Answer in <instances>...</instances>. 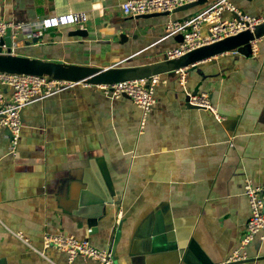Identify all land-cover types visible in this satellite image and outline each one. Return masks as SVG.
Wrapping results in <instances>:
<instances>
[{"label": "crops", "instance_id": "obj_1", "mask_svg": "<svg viewBox=\"0 0 264 264\" xmlns=\"http://www.w3.org/2000/svg\"><path fill=\"white\" fill-rule=\"evenodd\" d=\"M126 1L0 0L8 21L86 17L40 38L21 33L4 52L97 67L158 62L180 43L178 34L164 38L168 19L193 17L211 2L138 18L122 12ZM231 1L264 16V0ZM256 45L251 56L230 51L191 65L185 83L181 72L160 74L145 124L130 97L110 98L92 84L27 105L16 153L9 130L0 129V264H99L69 262L45 247V232L111 248L116 264H225L250 216L245 179L264 187V36ZM188 90L208 93L223 119L191 105ZM4 92L10 97V88ZM86 198H113L111 213L90 224ZM157 238L166 247L151 248ZM248 256L230 264H264V240L249 244Z\"/></svg>", "mask_w": 264, "mask_h": 264}, {"label": "built area", "instance_id": "obj_2", "mask_svg": "<svg viewBox=\"0 0 264 264\" xmlns=\"http://www.w3.org/2000/svg\"><path fill=\"white\" fill-rule=\"evenodd\" d=\"M197 0H127L121 5L125 15L137 16L152 13H173L177 8ZM227 13L228 16L223 14ZM86 19L82 13L69 12L62 15L48 16L34 22L8 21L0 9V49L7 48L2 43L7 31L11 29L12 41L23 33L27 40L40 38L44 31L50 28L68 24H81ZM264 22V16H252L239 9L231 0H211L208 7L195 16L184 19L169 18L165 25L164 38L182 34L183 40L174 48L167 51V59L176 58L183 54L236 35L245 30H252L256 25ZM208 25L206 34L202 33V26ZM251 42L252 53L257 52V45ZM181 72L182 83L186 82L184 69ZM160 82V75H151L140 79L120 81L114 84H97L105 95L110 98L129 96L143 112L142 124L156 103L155 91ZM79 83L57 80L47 75L18 74L0 71V129L9 130V152H17L21 137L23 119L22 110L29 104L43 100ZM93 85V84H92ZM4 87L11 89L10 97L4 92ZM191 105L210 110L218 120L223 116L211 102L206 92L186 91ZM244 194L248 199L250 216L238 246L225 261V264L248 259V246L256 238L264 240V187L257 185L251 178L245 179ZM18 236L27 240L22 233ZM46 248H56L68 254L69 262L81 256L96 260L99 264H116L114 252L111 248H99L88 239H79L72 235L45 232L43 235Z\"/></svg>", "mask_w": 264, "mask_h": 264}, {"label": "water", "instance_id": "obj_3", "mask_svg": "<svg viewBox=\"0 0 264 264\" xmlns=\"http://www.w3.org/2000/svg\"><path fill=\"white\" fill-rule=\"evenodd\" d=\"M205 0H197L193 3L186 4L177 8L175 11H181L201 4ZM164 13H152L137 15L138 18H147L157 15H167ZM79 35L87 34L86 30L79 29L77 33ZM264 36V22L256 25L252 30H245L236 35L226 37L222 40L212 42L191 50L182 56L164 59L158 62L148 63L137 66H107L97 67L81 64L61 63L56 61H49L38 58H31L27 56L16 55L11 52H4L0 49V71H6L10 73H24L34 75H47L52 79L65 80L73 83L84 84H114L120 81L140 79L151 75H160L163 73L178 71L180 69H186L191 65H194L200 61L212 58L219 54L236 51L248 56L252 55L251 42ZM126 36L121 35V42ZM180 42L183 40V35L178 34L175 36ZM2 43H6L7 47L12 46L11 29L7 31ZM248 50V51H247ZM127 96V95H125ZM129 97V96H128ZM82 202L87 203L88 207H91V212H88L84 216L89 220L90 224L94 225L99 223L100 219L111 213L107 204L114 202L113 198H107L106 200H100L99 203H89L88 198ZM94 204V206L92 205ZM167 241L163 238H157L150 241V246L161 248L166 247ZM183 260H186L185 255ZM243 262H249L244 260ZM209 264H213L210 263Z\"/></svg>", "mask_w": 264, "mask_h": 264}]
</instances>
